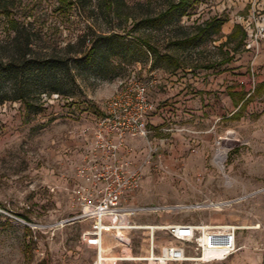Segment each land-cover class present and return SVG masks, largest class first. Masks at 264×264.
<instances>
[{
  "label": "rangeland",
  "instance_id": "rangeland-1",
  "mask_svg": "<svg viewBox=\"0 0 264 264\" xmlns=\"http://www.w3.org/2000/svg\"><path fill=\"white\" fill-rule=\"evenodd\" d=\"M69 1L0 0V58L11 53L18 23L29 55L59 61L52 79L60 91L37 82L35 112L11 100L10 83L2 84L8 98L0 104V264H92L94 252L80 240L89 223L72 219L81 151L75 145L130 80L153 81L149 97L157 110H168L156 113L160 126L147 124L151 132L136 147L157 151L134 202L185 207L135 222L235 225L238 250L203 262L193 243L157 230L151 251L149 230L139 228L128 233L135 259L121 264H264V87L256 92L264 82V0H195L186 15L161 19L177 0H124L119 9L103 0ZM214 18L225 19L219 31L206 26ZM236 24L246 33L242 44L240 36L224 43ZM218 149L222 168L214 161Z\"/></svg>",
  "mask_w": 264,
  "mask_h": 264
},
{
  "label": "built area",
  "instance_id": "built-area-1",
  "mask_svg": "<svg viewBox=\"0 0 264 264\" xmlns=\"http://www.w3.org/2000/svg\"><path fill=\"white\" fill-rule=\"evenodd\" d=\"M152 84L153 81L130 80L117 95L104 103L103 116L96 118L95 128L88 133L89 147L76 165L70 196L78 209L72 219L89 223L88 228L81 232L80 240L93 250L92 264H121L134 260L128 233L139 228L149 230L151 251L153 233L159 230L180 241L193 243L200 251L196 260L227 259L238 250V226L179 221L137 224L134 220L137 216L160 217L185 208L137 205L134 202V195L142 186L143 170L149 166L157 149L148 144L142 152L126 150V139H147L151 132L147 120L156 110L149 97ZM168 247L175 246L165 245L162 249ZM204 252L213 255L204 259ZM162 261L171 260H157Z\"/></svg>",
  "mask_w": 264,
  "mask_h": 264
},
{
  "label": "trees",
  "instance_id": "trees-1",
  "mask_svg": "<svg viewBox=\"0 0 264 264\" xmlns=\"http://www.w3.org/2000/svg\"><path fill=\"white\" fill-rule=\"evenodd\" d=\"M104 4L108 8L115 7L121 8L125 6L124 0H103ZM195 0H177L176 2L169 3L166 10L160 14L157 18L161 19L166 15L181 17L187 14V9L191 6L192 2ZM78 2H81L78 0ZM62 5L73 4L69 0H60ZM4 10H6L8 4L1 5ZM225 22L224 20L211 19L206 23V26H212L215 31H219L220 26ZM13 28V37L10 40L9 45L11 53L5 57L0 58V104L7 100V93L3 92L2 84L3 82H9L11 85L10 92L13 94L11 100L20 101L27 111H39V107L31 103V91L32 88L38 82L40 85H50V92L59 93L58 87L54 84V79H52V72L56 67L58 60L51 59L50 57L45 58H36L29 55L30 52V42L26 35L21 34L19 30V24L15 23ZM22 28V27H21ZM238 36L237 45L242 44V40L245 39L246 33L242 27L238 24L234 25L233 30L227 35V41L235 40ZM113 35H107L104 37L107 40L112 39ZM235 52L237 48L235 47ZM95 53V46H91L85 55V58L92 59ZM234 54V53H233ZM231 58L222 59L220 64L228 63ZM53 81V83H52ZM51 82V83H49ZM54 84V85H53ZM260 87H264V82H260L256 88L258 92ZM250 96V95H249ZM246 99H241L240 103L237 105V110H244L246 104L248 103L250 97ZM236 117L240 116V113L237 112Z\"/></svg>",
  "mask_w": 264,
  "mask_h": 264
},
{
  "label": "crops",
  "instance_id": "crops-1",
  "mask_svg": "<svg viewBox=\"0 0 264 264\" xmlns=\"http://www.w3.org/2000/svg\"><path fill=\"white\" fill-rule=\"evenodd\" d=\"M168 93V90L165 91V94H164V100L168 98V95H166ZM170 96V94H169ZM154 100V98H153ZM164 111H168L167 110V107H162L161 109H156L148 118L147 120V123L150 124L151 126H155V127H158L160 126V123L157 120V114L156 113H161V112H164ZM156 114V115H155ZM163 124V123H161ZM168 127H166L167 129ZM159 129L161 130H164L165 128H162V127H159ZM144 139H134V138H127L126 139V150L127 149H131V150H135L136 151V147L138 146L139 143H141V141H143ZM75 146H79V150H81L79 152V160H81L83 158V156L85 155V153L87 152L88 150V147H89V137L88 136H85L83 139L81 138V141L79 143H77ZM77 151V150H75ZM134 200H135V197H134Z\"/></svg>",
  "mask_w": 264,
  "mask_h": 264
},
{
  "label": "bare ground",
  "instance_id": "bare-ground-1",
  "mask_svg": "<svg viewBox=\"0 0 264 264\" xmlns=\"http://www.w3.org/2000/svg\"><path fill=\"white\" fill-rule=\"evenodd\" d=\"M222 150L223 149H218L214 157V161L220 166V168H222V161L225 155L224 151Z\"/></svg>",
  "mask_w": 264,
  "mask_h": 264
}]
</instances>
